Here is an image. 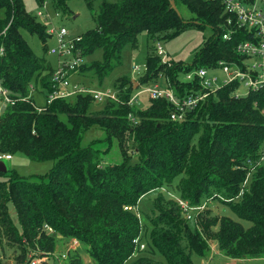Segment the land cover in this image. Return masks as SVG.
<instances>
[{
  "label": "trees",
  "instance_id": "obj_1",
  "mask_svg": "<svg viewBox=\"0 0 264 264\" xmlns=\"http://www.w3.org/2000/svg\"><path fill=\"white\" fill-rule=\"evenodd\" d=\"M35 1L38 9L49 1L59 15L68 11L67 0ZM85 1L93 10L98 0ZM102 1L96 28L76 42L83 58L102 52L101 61L79 67L78 73L93 72L100 84L121 65L125 47L138 48L141 33L153 39L174 38L191 24L209 27L213 33L194 63L169 66L150 55L137 82L138 87L150 85L166 73L169 87L182 98L193 85L181 83V73L211 68L223 60L240 63L237 46L251 38V33L234 29L232 39L224 40L228 17L222 0H175L180 15L171 0ZM182 8L193 14L189 20ZM0 11L4 86L14 99L28 97L31 87L53 92L55 61L47 59L48 47L43 45L38 55L26 38L36 36L45 44L50 39L47 26L26 10L24 0H0ZM129 77L117 80V101H106L99 111H92L91 96L81 95L55 100L41 112L20 100L0 114V155L22 154L35 162L55 163L41 175L22 176L9 167L0 172L8 177L0 181V244L16 245L19 262L31 248L40 257L52 255L62 237L84 245L93 264H194L193 257L202 256L207 247L197 227L200 218L205 230L218 226L212 236L225 255L264 256V166H256L264 149V89L237 98L238 84L228 85L182 121H173L175 106L164 98L151 100L144 109L129 105L136 85ZM92 128L104 130L107 137L83 147L85 132ZM114 141L122 161L107 164L104 155ZM156 191L143 212L140 201ZM213 199L239 221L205 217L198 209ZM180 202L194 208L191 219ZM141 243L161 259L142 256ZM0 264L9 263L0 255ZM70 264L85 262L75 255Z\"/></svg>",
  "mask_w": 264,
  "mask_h": 264
},
{
  "label": "rangeland",
  "instance_id": "obj_2",
  "mask_svg": "<svg viewBox=\"0 0 264 264\" xmlns=\"http://www.w3.org/2000/svg\"><path fill=\"white\" fill-rule=\"evenodd\" d=\"M107 2H118L120 0H106ZM102 0H98L94 4V9H89L85 0H67L68 11L66 13H62L59 16H56L57 13L54 7L51 5L49 1L44 3V6L47 5L48 13L51 16L50 22L55 27L64 26L69 31V36L71 38H77L81 35L85 34L87 31L95 29L97 26L96 23V14L99 7L102 4ZM26 10L36 16L38 12V4L35 0H24ZM2 11H0V16H3ZM181 14L186 20H189L193 14H191L186 8L181 9ZM40 20H43L40 18ZM213 31L209 27H198L195 24H191L183 29L176 37L174 38H157L153 39L151 36H148L147 33H141L139 35V46L137 49H132L131 47L127 46L122 51V58H121V65L116 67L113 72L106 77L103 82L100 84L99 80L95 76L93 72L86 73L84 76L77 75L78 81L81 83H85L86 85L91 86L93 89L106 91V90H114V85L119 78L130 76L129 78L136 82L134 87V92L140 87H138V80L142 79L144 76L147 66L146 61L147 57L150 55L159 56L164 64H168L171 66L172 63H183L184 65H190L194 63L197 54L200 52L202 48H204L205 42L209 39L212 35ZM29 44L36 52V54H42V46L45 47H52L54 42L50 39L46 41V43H42L41 40L36 36L26 35ZM160 45L165 54V58L160 56L157 53V46ZM82 55V53H81ZM47 59L51 62L55 61V57L51 55H47ZM102 59V52L99 51L90 57H82V66L90 64L93 61H101ZM139 66L140 69L135 71L134 67ZM193 72V71H191ZM189 73H181L179 75V81L184 84H191L187 81V76ZM220 74V73H219ZM166 73H161L158 77L156 82H153L152 85H158L162 88H169L170 83L167 79ZM194 85V84H193ZM149 86V85H146ZM114 92H116L114 90ZM245 92L243 88L240 93ZM86 96V95H83ZM161 99V98H160ZM158 100V99H157ZM36 101L39 105H44L45 103V94L38 92L36 94ZM151 99H148L147 96H143L140 100V104H137L139 108H146L149 106ZM105 103H96L94 102V107H92V111H99L101 110L102 106ZM176 110V108H175ZM174 110V111H175ZM91 111V110H90ZM107 137L106 132L100 128H92L85 132L84 138L82 140V146L86 147L90 142L96 139H105ZM104 161L107 164H117L121 163L122 161V154L119 148L117 141H114L112 144L111 149L108 150L107 154L104 155ZM4 163L11 171L17 172L19 175L22 176H31L36 174H45L49 172L55 165L53 161L48 162H35L29 159L28 157L22 154H16L12 156L11 160H4ZM8 169V168H7ZM254 169H251V172ZM8 171V170H7ZM7 176L0 175V181L7 180ZM251 178V173L247 177V179ZM173 192V190H170ZM158 191L153 192L145 196L139 203L140 209L143 212L148 210L152 199ZM176 194V193H174ZM203 213H206L204 216L207 218H215V217H222L228 216L234 220L239 221L237 216L233 214L229 208L218 201V199H213L206 201V204L202 206ZM10 215L13 221L18 224V218L16 211L12 205L9 206ZM191 213V212H190ZM202 213V214H203ZM192 214V213H191ZM206 219V218H205ZM206 221V220H205ZM207 222V221H206ZM197 227L201 232L204 242L206 244V250L202 254V256L195 255L193 257L194 264H264V256L260 257H247L245 259H233L229 257V255H225L223 251L220 249V243L217 238L212 236L213 233L218 231V226H212L210 231L205 230L203 225V219L197 220ZM246 226V225H245ZM20 228V226H19ZM20 231L22 229L20 228ZM146 245V243H143ZM70 242L63 239L62 237H58L57 240V247L55 252L52 255H48L46 259L42 256L40 257L39 252L35 251L31 248L25 258L19 262L18 257L21 254L19 248L15 245L8 244L6 241L1 245L0 244V255L1 259L9 264H30L34 259H40V261L44 260L47 264H70V259L75 255H80L85 262V264H93L92 258L87 253V250L84 245L79 244L77 247L73 249H69ZM27 248H30L29 246ZM143 251V250H142ZM141 256V255H140ZM142 256H151V252L146 245ZM137 256L135 255L134 258L136 259ZM154 260H160L161 257L158 255L152 257Z\"/></svg>",
  "mask_w": 264,
  "mask_h": 264
},
{
  "label": "built area",
  "instance_id": "obj_3",
  "mask_svg": "<svg viewBox=\"0 0 264 264\" xmlns=\"http://www.w3.org/2000/svg\"><path fill=\"white\" fill-rule=\"evenodd\" d=\"M224 4V12L227 14V23L225 27L227 32L224 34V40H231L234 34V29H243L251 38L247 41L240 42L236 52L242 56V61L227 62L219 61L211 68L200 67L194 69L188 74L187 81L193 85V89L185 92L182 98H179L174 90L162 88L158 85H149L137 89L130 101L129 105L140 104L141 98L145 95L148 99L157 100L160 98L166 99L173 104L176 110L171 114L173 121H182L187 112L195 109L200 103L209 99L231 84H238L235 90V96H247L251 91L264 89V0H222ZM59 16L58 13L55 14ZM36 17L47 26V33L54 45L48 48V54L55 57L54 72L52 75L53 92L45 94V104L39 105L36 101V94L39 92L35 87H31L28 97L22 99H14L10 91L4 86L0 76V114L10 105H15L16 102L22 100L31 102L38 112L45 109L46 105L51 104L58 99H70L73 97L87 95L91 96L96 103H105L106 101H117V94L114 90H96L91 86L75 80L79 73V67L82 65L81 51L76 49V42L80 38H71L66 27H55L50 22L51 16L48 13L47 5H43L38 10ZM4 34V32H3ZM157 53L165 58L163 48L158 45ZM4 56L3 49L0 50V66ZM140 67H134V70H139ZM220 73V74H219ZM245 92L240 93L242 89ZM10 155H0V162L11 160ZM253 160H248L247 164L252 165ZM256 166H264V149L261 152L260 158ZM252 167L251 169H254ZM186 213L187 219H191V210L187 203L180 202ZM127 210L129 208H126ZM131 209V208H130ZM198 210H202L200 207ZM138 243V242H137ZM80 243L72 240L69 249L77 247ZM145 244L141 243L140 249L145 250ZM46 259L47 257H43ZM44 260L34 259L30 264H42Z\"/></svg>",
  "mask_w": 264,
  "mask_h": 264
},
{
  "label": "water",
  "instance_id": "obj_4",
  "mask_svg": "<svg viewBox=\"0 0 264 264\" xmlns=\"http://www.w3.org/2000/svg\"><path fill=\"white\" fill-rule=\"evenodd\" d=\"M171 6H172V8L180 15V12H179V10H178V8H177V6H176V4H175V0H171ZM7 166H6V164L3 162V161H1L0 162V172H2V173H6L7 172Z\"/></svg>",
  "mask_w": 264,
  "mask_h": 264
},
{
  "label": "crops",
  "instance_id": "obj_5",
  "mask_svg": "<svg viewBox=\"0 0 264 264\" xmlns=\"http://www.w3.org/2000/svg\"><path fill=\"white\" fill-rule=\"evenodd\" d=\"M75 80H78V77L77 76L75 77Z\"/></svg>",
  "mask_w": 264,
  "mask_h": 264
}]
</instances>
